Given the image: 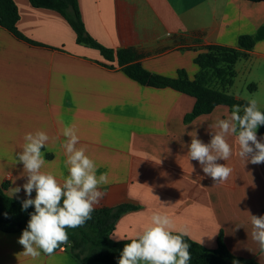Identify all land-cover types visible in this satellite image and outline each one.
<instances>
[{"label":"crops","instance_id":"obj_1","mask_svg":"<svg viewBox=\"0 0 264 264\" xmlns=\"http://www.w3.org/2000/svg\"><path fill=\"white\" fill-rule=\"evenodd\" d=\"M12 1L19 15L16 28L24 39L0 26V184L7 185L5 193L28 198L22 188L27 177L16 154L25 134L38 130L50 137L42 149V171L63 183L68 172L62 130L75 125L77 147H86L98 166L97 175L107 173L109 178L100 189L106 195L95 209L134 207L116 221L112 240L134 238L152 212L160 211L171 217L176 233L186 231L197 243L202 239L203 247L215 249L221 235L232 255L264 264L248 214L264 215V163H245L235 154L238 149L230 136L234 154L218 163L233 172L226 182L215 184L199 162L187 156L189 133L209 143V126L217 116L226 118L230 109L217 106L186 123L194 98L138 84L122 72L116 59L106 60L97 49L77 43L59 13L35 8L29 0ZM76 2L89 37L113 52L133 50L137 62L152 74L176 78L183 70L191 80L199 71L194 59L205 47H236L241 35L252 36L254 47L235 64L234 79L250 72L252 59L264 62V0ZM234 83L226 92L244 100L232 92ZM15 187L21 191L12 195ZM21 234L0 231V264H83L67 246L51 256H25L18 243Z\"/></svg>","mask_w":264,"mask_h":264},{"label":"clouds","instance_id":"obj_2","mask_svg":"<svg viewBox=\"0 0 264 264\" xmlns=\"http://www.w3.org/2000/svg\"><path fill=\"white\" fill-rule=\"evenodd\" d=\"M261 125H264V111L260 110L256 99L248 100L243 106L233 105L226 118L217 116L209 126V143L200 140L196 133H189L192 139L187 156L198 161L204 174L211 177L215 184L224 183L233 172L228 165L218 163L229 160L234 154L228 137H234L238 149L235 154L245 163H264V142L257 137V129ZM62 135L65 137L62 147L68 172L63 183L53 173L42 171L46 164L42 149L50 139L46 132L26 133L22 150L16 154V162L22 163L27 177L22 188L28 198L22 201V210L34 207L18 243L23 246V255L33 259L38 258L41 252L51 256L67 244V229L82 227L92 219L95 207L106 195L100 189L109 183L107 173L97 175L98 166L86 154V147H77L80 137L75 125L65 126ZM20 191L21 187L11 189L12 195ZM248 214L252 239L264 252V215ZM184 236H188L186 231L176 234L168 214L153 211L150 222L130 242L125 243L118 264H189L191 245L184 241ZM117 239L124 240L123 237ZM198 243L202 244L203 240Z\"/></svg>","mask_w":264,"mask_h":264},{"label":"trees","instance_id":"obj_3","mask_svg":"<svg viewBox=\"0 0 264 264\" xmlns=\"http://www.w3.org/2000/svg\"><path fill=\"white\" fill-rule=\"evenodd\" d=\"M258 3L263 0H246ZM35 8L48 9L59 13L69 24L76 35L77 43L97 49L109 61L116 59L122 72L140 85L153 88H170L194 98L192 111L185 115L184 122L211 113L217 106H227L230 111L233 105H245L247 102L238 100L226 92L236 76L235 64L247 58V52L254 47V39L250 35H241L236 47L207 46L205 51L194 59L199 68L193 79H189L185 71L177 72L176 78H168L146 71L137 62L138 55L133 50H112L99 45L85 31L76 0H29ZM19 19L17 8L12 0H0V26L8 30L18 39H24L16 28ZM255 90V86H247ZM242 114V113H241ZM259 137L264 139V125L257 130ZM7 185L0 184V231L16 233L27 228L30 214L34 207L22 210V201L5 193ZM35 196V192L32 193ZM27 199V198H26ZM134 207L119 205L113 208L95 209L92 219L82 227L67 229L69 242L67 246L71 256L83 264L98 262L102 264H118L120 253L130 239L114 241L110 238L119 217ZM178 234V233H176ZM184 241L191 245L189 264H258L232 255L222 240L217 238L216 248L209 250L188 237Z\"/></svg>","mask_w":264,"mask_h":264},{"label":"rangeland","instance_id":"obj_4","mask_svg":"<svg viewBox=\"0 0 264 264\" xmlns=\"http://www.w3.org/2000/svg\"><path fill=\"white\" fill-rule=\"evenodd\" d=\"M249 69L250 72H243L239 78L234 79L232 92L242 96L246 101L256 99L260 110L264 111V62L254 58L249 63ZM245 81L247 86L252 84L256 89L253 91L247 89V86L243 85Z\"/></svg>","mask_w":264,"mask_h":264}]
</instances>
